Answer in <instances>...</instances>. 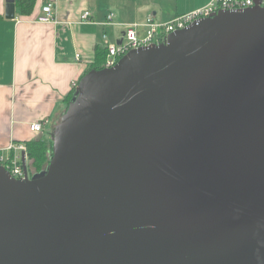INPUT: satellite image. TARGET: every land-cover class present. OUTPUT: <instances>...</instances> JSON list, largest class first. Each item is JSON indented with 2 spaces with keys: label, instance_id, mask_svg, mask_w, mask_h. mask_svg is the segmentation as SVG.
I'll return each mask as SVG.
<instances>
[{
  "label": "water",
  "instance_id": "95a60500",
  "mask_svg": "<svg viewBox=\"0 0 264 264\" xmlns=\"http://www.w3.org/2000/svg\"><path fill=\"white\" fill-rule=\"evenodd\" d=\"M50 140L0 163V264H264L261 1L89 71Z\"/></svg>",
  "mask_w": 264,
  "mask_h": 264
},
{
  "label": "crops",
  "instance_id": "0c3cea01",
  "mask_svg": "<svg viewBox=\"0 0 264 264\" xmlns=\"http://www.w3.org/2000/svg\"><path fill=\"white\" fill-rule=\"evenodd\" d=\"M212 0H38L32 15L6 17L0 0V151L9 146L50 140L67 108V97L95 63L96 53L118 45L127 28L149 17L165 23L193 13ZM52 5L54 20L40 22ZM90 12V22L82 15ZM113 14L111 21H107ZM144 33L143 27L140 28ZM107 35V40L103 36ZM45 121L42 133L30 125ZM28 164V158H27Z\"/></svg>",
  "mask_w": 264,
  "mask_h": 264
},
{
  "label": "built area",
  "instance_id": "2783aa9c",
  "mask_svg": "<svg viewBox=\"0 0 264 264\" xmlns=\"http://www.w3.org/2000/svg\"><path fill=\"white\" fill-rule=\"evenodd\" d=\"M261 1V6L264 8V0ZM254 6V0H212L206 7L199 9L193 13L179 15L176 18L165 22H156L153 17H149L143 25L134 24L129 26L123 36V43L121 45H107V58L105 68L113 67L123 56L132 50L140 49L152 44L165 43L168 36L176 31L183 30L192 23L213 16L219 11L226 10H243ZM91 13L85 12L82 15L84 23L90 22ZM113 14H109L107 21H111ZM54 20L52 13V5L49 4L43 8V15L39 17L40 22H51ZM143 27L144 33L141 34L140 28ZM103 40H107V35L103 36ZM77 84H74L76 87ZM45 121L34 122L30 125L33 132L42 133L44 130ZM9 157L2 156L0 151V163L10 172V174L17 178L23 179L25 176L22 154L26 155L27 161V146L24 144L13 143L8 148Z\"/></svg>",
  "mask_w": 264,
  "mask_h": 264
},
{
  "label": "trees",
  "instance_id": "16d2710c",
  "mask_svg": "<svg viewBox=\"0 0 264 264\" xmlns=\"http://www.w3.org/2000/svg\"><path fill=\"white\" fill-rule=\"evenodd\" d=\"M37 1L38 0H15L17 14L21 17H28L32 15ZM107 52L108 51L106 48L97 50L95 63L91 65V69L89 71L102 70L105 68ZM75 90L76 87L73 88V90L67 97V106L73 99ZM52 146L53 143L51 142V140L48 139L27 143V165L30 176H34L35 174H39L46 170L52 157Z\"/></svg>",
  "mask_w": 264,
  "mask_h": 264
}]
</instances>
